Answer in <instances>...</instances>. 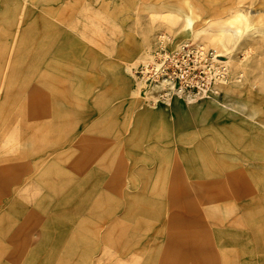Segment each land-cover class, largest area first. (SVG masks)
Wrapping results in <instances>:
<instances>
[{
    "label": "rangeland",
    "instance_id": "1",
    "mask_svg": "<svg viewBox=\"0 0 264 264\" xmlns=\"http://www.w3.org/2000/svg\"><path fill=\"white\" fill-rule=\"evenodd\" d=\"M190 3L0 0V264H264V0ZM162 34L226 75L145 82Z\"/></svg>",
    "mask_w": 264,
    "mask_h": 264
},
{
    "label": "built area",
    "instance_id": "2",
    "mask_svg": "<svg viewBox=\"0 0 264 264\" xmlns=\"http://www.w3.org/2000/svg\"><path fill=\"white\" fill-rule=\"evenodd\" d=\"M167 40L163 34L158 37L151 63L140 71L145 82H163L179 93H193L212 90V83L226 75L224 62L217 59L212 50L192 40L169 48Z\"/></svg>",
    "mask_w": 264,
    "mask_h": 264
},
{
    "label": "bare ground",
    "instance_id": "3",
    "mask_svg": "<svg viewBox=\"0 0 264 264\" xmlns=\"http://www.w3.org/2000/svg\"><path fill=\"white\" fill-rule=\"evenodd\" d=\"M185 2H187V5L191 10L192 4L190 3V0H185ZM197 9H198V7L193 6L194 11ZM246 20H247L246 14L240 10H236V11L232 12L230 15L226 16L223 19H218L217 22L214 23L219 28L218 29V36L216 34L215 40L213 39L212 41L217 42L219 45L226 46L227 44L225 42L229 39L228 33L232 32V33L236 34L240 30V27H236V29L234 30L233 29L234 25L236 23H240V22H243ZM185 21H186L185 30H188V28L192 22V19L189 17H186ZM73 28H75V27H73ZM150 36H151V34L145 33L140 38V40H136V38L135 39L134 38L133 39L132 38H126V40H128V41L131 40V41H133V43H134V40L137 41V43L135 41V43L137 45V47L135 48V53H133V51L129 50V49L123 50L121 52L124 54V58H122V60L124 62H127L129 64L128 65L129 67L133 66L134 63L139 62V60H142L144 62V61H146L145 60L146 58L148 59V57L150 56L151 41H152ZM221 57H222L221 55H218L217 59H219V60L223 59ZM223 62H226V61H223ZM180 95L182 96V93L178 94V97ZM186 99H187V101L191 100L190 97H187ZM249 253L252 256L251 252H249Z\"/></svg>",
    "mask_w": 264,
    "mask_h": 264
}]
</instances>
